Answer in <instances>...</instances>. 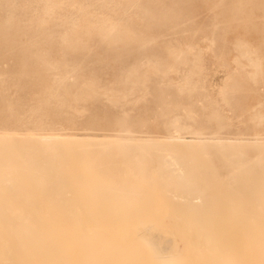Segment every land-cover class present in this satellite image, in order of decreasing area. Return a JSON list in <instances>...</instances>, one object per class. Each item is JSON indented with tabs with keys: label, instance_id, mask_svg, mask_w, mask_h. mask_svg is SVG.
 I'll list each match as a JSON object with an SVG mask.
<instances>
[{
	"label": "rangeland",
	"instance_id": "374dc122",
	"mask_svg": "<svg viewBox=\"0 0 264 264\" xmlns=\"http://www.w3.org/2000/svg\"><path fill=\"white\" fill-rule=\"evenodd\" d=\"M30 147L46 159L28 165ZM168 158L177 166L163 168ZM0 167V206L19 197L12 182L48 173L46 214L172 232L169 218L185 217L192 250L197 225L223 232L241 206L263 216L264 0H0ZM170 176L192 192L158 188ZM117 195L122 204L105 202ZM124 238L155 264L132 230Z\"/></svg>",
	"mask_w": 264,
	"mask_h": 264
},
{
	"label": "bare ground",
	"instance_id": "6f19581e",
	"mask_svg": "<svg viewBox=\"0 0 264 264\" xmlns=\"http://www.w3.org/2000/svg\"><path fill=\"white\" fill-rule=\"evenodd\" d=\"M110 33L112 34L113 32L110 31L104 35L102 34V37L108 38L111 36ZM69 140H72V139H69ZM89 141L92 142L91 140ZM97 141L98 140H95L94 142H97ZM102 141L106 142V140L105 141L102 140ZM58 142H61V140H57V142L52 143L54 152L59 147L57 144H55ZM107 142L118 144V143H123V142L127 143V140H115V141L107 140ZM25 155H26L28 165L29 164L34 165V164L41 162L44 158L46 159V156H43L42 154L38 156L36 154L35 148L33 147L26 149ZM13 160L14 158H11V161ZM176 160L177 159H174V158L166 159V164H165L166 167H163V168H167L168 166H177ZM15 166L19 167L17 165ZM0 168H4V167H0ZM22 170L25 171L26 173L25 175L28 174L29 176L31 170L29 171V169L26 168L25 166ZM162 170L164 169L161 168L160 172ZM35 173L38 174V172H35ZM82 173L83 172H81V174ZM47 174L48 173H41L39 177L40 182H36L35 180L33 181L24 180V182H20L19 185H16L15 182L11 183L12 184L11 187L17 190V192L19 193V197L16 199L15 203H13L12 206H9V207L0 206V264H8L9 260H10L9 264H137V262H139L138 264H143L144 259L143 258L141 259L139 256L141 255V252H138L137 250H134L133 248L129 247V245H127L128 242H126L124 238L125 232L127 229L132 230L133 233L136 235V239L140 241L141 243H145L150 248L149 250H151L150 252H152L150 254L151 255L153 254L152 257L154 258L153 261L155 262V264L157 262H158L157 264L159 263L160 264H166V263L176 264L178 262H179L178 264L185 263V262L186 264L188 263L189 264H199V262H202V263L208 262L207 264H209V262L211 263L216 262L217 264H219L218 262L224 263V264H264V215L262 216L260 215L261 214L260 213L257 216L256 209H254L253 207L252 209H254L255 211L253 210L251 211V213L250 211L245 210L244 207L243 208L242 206L239 207L240 211L241 209L244 210L243 212L244 214H246V216L237 217L234 215L235 216L234 217L231 214H230V217L227 216L228 219L224 221L226 223L224 224L225 229L224 230L222 229L223 232H217L223 224L220 226V224L218 223L219 225L218 224L217 225L219 226V228L217 225L214 224L216 229L212 227L211 228L212 230L210 231L207 230L208 228L205 229L206 227L204 226L205 228L204 227L203 228L205 230L203 229V231L204 232L207 231L208 234L200 230L199 229L200 225H197L198 226L197 230L201 232L198 233V231H196L195 233L200 234V235L198 234L196 235H198L197 239L200 238V243L202 244V246L200 244L201 246L200 249H197L199 247L198 246L196 249H194L196 250L194 252V250L192 249L195 247H192V249L190 247V242H193L191 241L192 235H190L191 234L189 232L190 230L188 232H187V229L185 230V224L183 222V219L185 217L183 219L182 218L177 219L175 218L176 216L174 217L172 216L169 218V219L172 218L171 221L173 222V223L171 222L174 228V231L172 232L171 230L173 229L171 228H169L170 231L169 229L164 230L161 227H159V224H158V227H156L157 225L155 226V224L157 223L149 224V223L143 222L142 220H141L142 222L141 221L138 222V220L137 221L134 220L130 224V219L128 217L119 218V217H113V216H98V215L92 218L85 217L83 215L71 217V216H65V215H58L56 211L55 212L57 213V215L51 216L49 214H46V212L50 208L49 203L47 201L48 199L46 198L41 199L42 197H39V196L41 195L40 193H43V194L48 193L49 185H48L47 180H45ZM80 175H78V178L77 176H75V179H72V181L75 180L77 182V180H79L80 178ZM10 178L11 177L9 176H6V177L2 176L1 182L5 181V184H6L8 183ZM154 178L156 179L155 176ZM178 180L182 181L181 178L177 179L173 176H170L168 179H165L163 182H160V185L158 188H163L166 191L169 190V192H171L172 190H170L169 188L172 187L173 188L172 193L176 195L185 194V193L187 194V193L192 192L193 187L191 185L185 188V186L181 185L180 182L177 183ZM144 181L146 182V180ZM145 182H141V183H145ZM261 182H264V180H262ZM75 184H78V182ZM83 184L85 186H88V184L90 183L84 180ZM83 184H81L80 186H83ZM261 184L259 185L258 183V185H255V187L261 186L259 188L263 190L264 183H261ZM2 185L3 184H1L0 188L3 187ZM36 185L39 186V188H42L39 193L38 192L33 193V191H31L32 188ZM4 187L2 190H4ZM93 187L95 188V186ZM258 187L256 188L258 189L257 191H259V193L263 195L264 190L262 192ZM86 192L88 193V191ZM113 192H115L114 189H113ZM118 192L121 193V191H116V193ZM252 196H254V194ZM39 198H40V201L38 202L39 208L36 209L33 207V205ZM124 198L126 197L117 195L113 199L107 198L108 200H105V202L109 201V203L111 202L114 204L117 203L115 205L117 206L118 204H122V201H125ZM49 199H52V198L50 197ZM176 199L177 197L174 199V201ZM182 200H184V198ZM92 201H90V203ZM240 202L242 203V201ZM251 206L250 208H248L249 210L251 209ZM254 207L256 208V206ZM236 209H238V207ZM114 210L112 209V211ZM38 211H39V214H36L35 212H38ZM245 211L251 215L248 216L247 215L248 213H245ZM261 211L263 212V210ZM190 217H192V219L187 222H191L192 220H194L193 216H190ZM148 220L146 221L149 222ZM159 220L161 219L159 218ZM186 220H189V219L187 218ZM230 220H233L234 222ZM163 221H160V222L162 223ZM216 221L215 223H217ZM197 222L199 224V221ZM191 226H194V225H191ZM200 228H202V226ZM192 229L196 230V227L194 228L191 227V232H192ZM235 242H237L236 244H238V247L235 245V247L238 248L237 251H239V247H240V252H238L239 253L238 255L236 253H231L233 251L231 246L234 247V245L232 244L233 243L235 244ZM198 243L196 242V244ZM235 247H234V251L236 250ZM180 248H181V256L180 254H178ZM229 248L231 249L229 250ZM220 249H222V252H220ZM143 253H146L145 250L143 251Z\"/></svg>",
	"mask_w": 264,
	"mask_h": 264
}]
</instances>
